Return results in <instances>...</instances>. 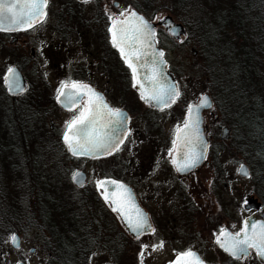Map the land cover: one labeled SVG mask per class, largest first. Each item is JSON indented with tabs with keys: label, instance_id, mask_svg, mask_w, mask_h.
<instances>
[{
	"label": "rangeland",
	"instance_id": "374dc122",
	"mask_svg": "<svg viewBox=\"0 0 264 264\" xmlns=\"http://www.w3.org/2000/svg\"><path fill=\"white\" fill-rule=\"evenodd\" d=\"M117 1L124 15L130 10H136L154 23L164 16H170L174 22L185 27L186 34L177 43L171 41L170 44L166 35L163 32L161 34V43L166 49L180 96L168 111L152 117L151 121L156 123V131L151 130L138 139V150L132 151L131 145H128L122 154V156L129 154L130 162L136 165L133 166L135 175L128 179L130 182L138 183L137 196L147 203L146 207L150 212L153 210L157 233L133 240L119 233L117 222L111 215H107V223L112 226L109 228L110 233L99 236L94 235L91 230L84 232L89 235H87L90 241L89 249L92 250L88 264H112L115 260L117 264H166L180 252L198 249L203 259L209 263L228 264L227 258L215 249L213 243L215 234L225 228L233 234H238L242 230L243 221L252 214L244 211L245 200L250 196L257 198L263 213L264 201L253 193L254 185L249 178L237 175L240 165L244 164L249 168L247 158L239 152L236 140H232L231 130L227 141L220 140L221 129L228 128V125L221 121L214 101L213 107L203 114V125L209 142L204 165L182 178L174 173L172 167H165L166 155L173 151L174 135L183 125L188 107L196 104L203 94H208L212 99L208 81L201 75L204 64L194 39L200 32L199 26L204 22L206 25L210 24L213 17L220 12L218 9L224 6V0H194L183 8H177L171 0ZM139 5L142 6V10L138 9ZM28 37L33 38V34ZM1 57L0 62L8 58L5 54ZM91 63L93 68L98 66L97 60H91ZM127 83L125 74L120 76L119 80L116 76V91L113 94H116L117 101L120 96L126 97ZM118 103L116 102L117 106ZM139 109H142L141 105L134 110ZM28 111L32 113L34 109ZM6 112V106L0 102V147H3L0 151V264L18 262L46 264L48 256L41 245L50 241L49 232L37 227L40 222L35 224L40 217V210L52 208L50 203H44L46 200L43 194L52 189L54 184L63 194L62 197L69 192L63 175L59 172L58 177L51 171L57 170L59 165L66 168L67 154L59 141L45 136L44 130L48 127L46 122L42 123L43 130L40 132L38 128L40 125L33 122L30 123L29 130L24 132L22 123L26 127V118L23 122L19 114H15L17 118L12 122H5L3 114L6 115ZM134 115L132 137L135 141L136 132L142 131L149 124L146 122L147 117ZM66 119L67 117L63 116L56 126L60 128ZM145 137L155 141L148 142ZM10 161L14 166L17 163V171H14L13 166L8 169ZM118 163L116 156L113 155L100 162L77 160L74 166L87 175L89 185L93 186L94 180L104 178L98 172L100 168L105 170V176H111L117 170ZM162 183L165 192L160 197L163 198V203L162 207H159L161 203L150 194L155 185ZM43 185H46L45 189H49L43 190ZM72 194L71 192L68 196ZM3 212L9 216V222L5 221ZM8 229H11V232ZM13 234L20 237L19 250L12 249L9 244ZM92 238L99 244H95ZM32 249L33 253L30 252ZM114 250L119 251L116 259L108 253ZM238 264L258 263L252 254Z\"/></svg>",
	"mask_w": 264,
	"mask_h": 264
},
{
	"label": "flooded vegetation",
	"instance_id": "af4514ba",
	"mask_svg": "<svg viewBox=\"0 0 264 264\" xmlns=\"http://www.w3.org/2000/svg\"><path fill=\"white\" fill-rule=\"evenodd\" d=\"M123 16L124 14H122L120 3L117 0H46L44 18L40 23L21 32H0V57L3 54L8 57L7 59H2V62H0V102L6 106V115L3 114L5 122H12V120L17 118L15 114H19V118L23 122L26 118V127L22 123L24 132L25 130H29L31 122L40 125L38 126L39 132L43 130V127H41L43 122L48 124L47 130H44L45 136L48 135L50 139L59 141L67 154L66 162H68L66 163V168L64 165H59L57 170L51 171L58 177H60L58 175L60 172L64 177L65 184L73 188L72 175L75 171H82L76 169L74 163L81 159H75L68 155L67 149L62 142L65 131L70 125L78 122L82 118L87 106L91 102L93 105H101L103 100L113 111H124L128 116V133L124 144L113 154L116 156L117 161H119L114 175H106V177L104 174L105 170L100 168L98 172L104 178L94 180V185L90 186L87 175L85 174L86 183L84 187L80 189L74 188L75 193L72 192L73 194L71 196L55 197L54 200L81 203L85 210V218L83 219L85 227L87 230H91L94 235L100 236L110 233L112 226L107 223V215H111L119 226L120 230L118 232L129 236L118 217L110 211L109 206L102 199L101 192L98 190V184L102 180L112 179L122 182L132 189L138 205L148 215L152 228L150 234L140 237L144 238L145 236L153 235L154 232L157 233L156 224L153 220V210L150 212L146 207L147 203L143 202L137 196L138 183L135 184L134 181L130 182L128 179H131V176L135 173L133 166L136 167V165L130 162L129 154L126 153L123 156L122 154L128 145H131L132 151L138 150V139L142 135L151 132V130L156 131V123L151 121L152 117L165 113L176 101L167 108L153 109L146 106L140 100L134 90L131 73L121 60L118 51L112 43L111 24L114 19H122ZM150 23L154 24L156 45L164 53L163 58L167 64V72L172 74L166 49L161 43L162 32L169 39L170 44L171 41L174 43L177 42L165 33L164 29L159 26L158 21ZM31 34H33V38L28 37ZM91 60H97L98 66L93 68ZM12 69H16L24 81L22 89H17L19 92H13L14 89L9 87V82H7V79L5 80ZM123 74H125L127 79L128 89L126 90V97L122 98L120 96L117 101L116 94H113L116 91V76H118L119 80V77H122ZM112 82L114 83L112 84ZM75 85H83L94 92L87 89V94L76 96L75 91H72L67 97L73 95L72 99L74 100L72 102L63 101V105L74 104L71 109L66 110L58 102V99L64 90L70 89ZM120 92H122V88H120ZM116 102H119V106L116 105ZM140 105L142 109L134 110ZM31 109H34L32 113L27 112V110ZM25 110L26 112H24ZM134 114L147 117L146 122L149 124L142 131H135L137 134V140L135 141L132 137ZM63 116L67 117V119L58 128L56 125L59 119H63ZM139 119L141 118L139 117ZM19 134L22 133L19 132ZM144 139L148 142L155 141H151L147 137ZM8 143L10 146V142ZM6 144L7 142L5 143V147ZM169 144L170 142L167 143L168 146ZM2 149L3 147H0V151ZM173 151L166 155L165 167H172L174 173L180 178L187 177L191 173L196 172L195 170L186 176H179L171 164ZM82 160L91 161L88 159ZM101 160L91 162H100ZM11 167L9 165L8 169H11ZM164 187L162 183L161 185H155L151 190L150 196H154L155 200L161 203L159 207H162L163 198L161 199L160 197L164 195ZM44 199L46 200L44 203L49 204L53 198L45 196ZM47 210L51 218L58 215V212L53 210V208H47ZM221 231L222 229L215 234L213 240L215 249L227 258L228 264L240 263L244 259L236 261L223 253L216 245L217 236ZM130 238L133 239L132 237ZM91 240L94 243L97 241L93 238ZM95 244L98 245L99 242ZM189 251L196 252L206 264H211L203 259L199 249L197 251L187 250L180 253ZM252 254L255 256L258 264H264L258 260L255 251L250 249V255ZM172 260L166 264H170Z\"/></svg>",
	"mask_w": 264,
	"mask_h": 264
},
{
	"label": "water",
	"instance_id": "95a60500",
	"mask_svg": "<svg viewBox=\"0 0 264 264\" xmlns=\"http://www.w3.org/2000/svg\"><path fill=\"white\" fill-rule=\"evenodd\" d=\"M45 5L46 0H0V32L15 33L32 28L44 18ZM158 24L176 42L185 36L184 27L170 16L162 17ZM111 33L113 46L129 69L134 90L140 100L153 109L171 106L179 97V89L173 75L167 72L163 51L156 45L154 24L136 10H130L122 19L113 20ZM6 79L8 86L14 89L13 92L22 89L24 81L16 69H12ZM85 88L83 85H75L64 90L58 102L64 109H71L74 103L63 105V101L74 100L73 95L67 97L72 91H75L76 96L87 94L90 88ZM212 107L213 102L208 94H203L196 104L188 107L186 121L176 132L171 164L179 176H186L205 163L208 139L203 127V113ZM127 133V114L124 111H113L102 100L101 105H93L91 102L87 106L82 118L67 128L62 142L72 157L98 160L113 155L124 144ZM229 137L230 129L223 127L220 140L227 141ZM237 175L249 178L246 165L239 166ZM72 183L76 189L84 187L85 173L75 171ZM98 190L130 237L136 239L150 234L152 227L148 215L138 205L130 187L106 179L99 182ZM243 209L252 214L243 221L242 230L233 234L229 229H223L217 236L216 245L236 261L248 258L252 249L258 260L264 263V213L261 211V203L250 196L245 200ZM20 243L17 234L9 239L14 250L20 249ZM170 264L206 263L196 252L189 251L176 255Z\"/></svg>",
	"mask_w": 264,
	"mask_h": 264
},
{
	"label": "trees",
	"instance_id": "16d2710c",
	"mask_svg": "<svg viewBox=\"0 0 264 264\" xmlns=\"http://www.w3.org/2000/svg\"><path fill=\"white\" fill-rule=\"evenodd\" d=\"M171 1L177 8L194 2ZM223 5L210 24L204 22L199 26L200 32L194 39L204 64L201 75L208 81L221 121L226 122L232 140H236L239 152L247 158L253 193L263 202L264 0H224ZM141 8L139 5L138 9ZM11 166L17 171V163L15 166L11 163ZM218 169L221 173L219 166ZM45 188L43 185V190L49 189ZM68 188L65 197L74 192L73 187ZM43 195L53 198L50 205L58 212L51 218L48 210H40L35 224L40 222L37 227L49 232L50 241L41 245L48 256L46 264H88L92 250L89 249L88 233L84 234L87 229L82 204L54 200L63 196L57 186ZM3 215L7 221L9 216L4 212ZM108 253L116 259L119 251ZM112 264H117V260Z\"/></svg>",
	"mask_w": 264,
	"mask_h": 264
},
{
	"label": "bare ground",
	"instance_id": "6f19581e",
	"mask_svg": "<svg viewBox=\"0 0 264 264\" xmlns=\"http://www.w3.org/2000/svg\"><path fill=\"white\" fill-rule=\"evenodd\" d=\"M210 99H211V97H210ZM212 100V99H211ZM212 102H213V100H212ZM68 152V151H67ZM68 155L69 156H71L69 153H68ZM72 157V156H71ZM73 158V157H72ZM102 159H104V158H102ZM90 160V159H89ZM98 160H101V159H98ZM91 161H96V160H91Z\"/></svg>",
	"mask_w": 264,
	"mask_h": 264
}]
</instances>
